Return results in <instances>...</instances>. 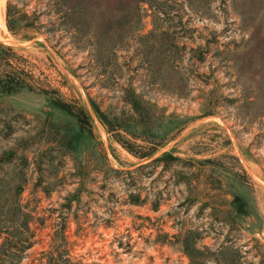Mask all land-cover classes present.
Listing matches in <instances>:
<instances>
[{"label": "rangeland", "instance_id": "obj_1", "mask_svg": "<svg viewBox=\"0 0 264 264\" xmlns=\"http://www.w3.org/2000/svg\"><path fill=\"white\" fill-rule=\"evenodd\" d=\"M0 14V264H264V0Z\"/></svg>", "mask_w": 264, "mask_h": 264}, {"label": "trees", "instance_id": "obj_2", "mask_svg": "<svg viewBox=\"0 0 264 264\" xmlns=\"http://www.w3.org/2000/svg\"><path fill=\"white\" fill-rule=\"evenodd\" d=\"M8 18H9V19L11 18V15H10V6H9V14H8ZM9 29H10L11 31L14 30V29H13V26L10 25V24H9ZM3 90L6 91V92H11L10 89H8V90L3 89ZM55 104H56V106H57L58 108L64 110L65 112H67V113H69V114L74 115V116L77 118L79 124H80L82 127L84 126V123L87 122L88 117H87L86 113H85L83 110H82V113H81V114H80V113H75V112L71 109L70 105H68L67 103H64V102H62V101H59V100L56 101ZM139 156H140V158H146V157H148L149 155H139Z\"/></svg>", "mask_w": 264, "mask_h": 264}, {"label": "bare ground", "instance_id": "obj_3", "mask_svg": "<svg viewBox=\"0 0 264 264\" xmlns=\"http://www.w3.org/2000/svg\"><path fill=\"white\" fill-rule=\"evenodd\" d=\"M6 3V0H2V2L0 3V8L2 5H4ZM1 14H0V26L2 25V18H1Z\"/></svg>", "mask_w": 264, "mask_h": 264}]
</instances>
